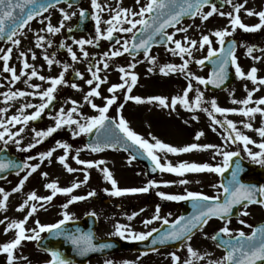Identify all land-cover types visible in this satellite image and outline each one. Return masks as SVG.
Returning a JSON list of instances; mask_svg holds the SVG:
<instances>
[{
	"label": "snow or ice",
	"instance_id": "6c2138e0",
	"mask_svg": "<svg viewBox=\"0 0 264 264\" xmlns=\"http://www.w3.org/2000/svg\"><path fill=\"white\" fill-rule=\"evenodd\" d=\"M61 2L67 3L69 8L74 6L71 0H0V40L6 39L13 45V47H18L21 44L19 36L24 34V29L29 26L30 22L37 17L43 16L45 12H48ZM139 2L140 0H137V3ZM224 2L232 5L233 11L228 13L219 11L217 5L213 3L212 0H148L147 4L140 8L139 12H134L125 8L115 10L111 19L103 21V23H106L108 27L106 30L102 31L101 13L104 11L105 6L99 3V0H91V8L95 10L91 18L95 21L97 43L100 39L112 41L114 39V34L118 32L132 33L131 44L127 39L123 40V43H121L120 39H116L115 44H118L121 47L119 49L113 48L110 52L104 53L103 68L105 70L109 67V64L107 63L108 59L120 57L125 53H138L141 49L144 52L145 59L150 64L155 65L156 58L150 55V51L152 43L156 40V37L159 36L161 37V40L159 41L160 43L174 44L175 47L169 48L168 51H170L173 55H180L183 59V63L181 65L167 64L161 67V74L167 76L170 73L175 72L185 73L186 77L189 78V84L184 91L183 96L172 98L170 103L168 98L162 96L149 97L145 100L140 96L131 95L133 88L137 84L138 76L134 72H129L127 68L120 67L118 71L122 74L121 80L123 83L114 84L108 89L112 95L110 98H105V105L100 107L93 102L92 98L101 96V92L99 90L100 85L106 83V78H101L99 75L101 71L99 66L90 65L88 71L91 73L92 78L86 80V83L89 85L91 90L86 93L84 99L86 103L90 104L91 107L99 113V115L83 117L82 114L78 112V108L80 106L77 101L72 100L71 104L73 106L70 110L66 112L64 108H61L57 115L50 117L55 121L54 126L48 127L46 130L32 129L34 132L35 142L30 143L26 148L21 147L22 140L17 137L21 136L29 122L40 119L45 110L52 105L53 101L56 99L54 94L57 92L58 87L66 84L65 73L68 71L69 65H62L63 71H61L57 77H45L38 74L35 66L28 63L26 54L21 52L20 58L23 60V66L21 73L18 75L16 68L10 67L9 65L13 48L9 47L6 50L0 49V53H2L0 54V61H3L2 70L4 73L11 74L10 82L19 81L21 79V75H25L28 77V80L25 81V83H28V81L32 78L38 77L39 80L46 81L50 84V86L43 91L26 92L9 90L2 94L5 104L9 101H15L18 98L28 96L36 97L37 95L42 102L39 104L25 103L19 109V114L12 115L6 121L0 119V129H2V131H0V142H3L5 146H7L10 142H13L17 146L18 151L24 152L30 151L32 148L36 147L37 144L41 143L43 139L52 136L64 126H75L72 130V136L74 138L81 134L91 135L93 130H96V141L88 144L86 149H79L76 152L74 159L77 164L83 165L84 169H100L103 174V178L111 184L112 188L111 191L105 189V192L108 195L115 197L147 193L153 188H159L161 185L155 180H151L144 187L122 189L118 187L117 181L113 177V173L107 167L101 168V165H105L106 163L104 160L86 161L80 159L81 151L88 150L96 153L103 151L105 148L111 147L116 149L122 146L125 151L131 150L134 153L131 155L129 163L136 160L138 156L144 155L152 162L153 172L159 171L161 173H172L179 177H184L187 173H215L220 177H223L225 173L229 172L231 169V178L228 180L227 185L223 183L213 185L214 187L222 188L223 192L226 194L223 202H220L221 198L219 195L213 197L203 193L191 191H188L185 195H175L158 191L156 194L162 200L192 201L194 209L193 215L190 217L180 216L174 222L170 223L168 218L161 217L160 209L157 207L154 216L151 219L145 220L144 224L147 226L152 224L154 221L162 220V225H170L168 230L161 232L160 229H152L146 233H136L127 228L126 225L118 223L115 226V232L113 235L126 239L130 238L133 241H147L150 237H153L154 233H160L158 237L152 239L151 242L153 245H163L170 241L188 242L191 241L194 230L202 231L208 224L209 220L216 217L226 221L225 225L219 231L223 236L229 237L228 240L222 241V243L226 245L227 254L219 261H209V264H264V227L254 228L250 235L246 234L244 231H239L235 236H233V232L228 227L232 210L237 205H244L245 209L248 204H259L264 206V187L247 185L242 183L239 179L240 173L242 172V165L240 162L242 159V152L246 153L251 162L264 166V126L254 129L251 122L255 119L257 114L264 117V107H261L264 105V98H260L255 101L253 100L254 92L259 91L260 89L257 87L252 91H248L246 88V98L242 100L233 98L231 103L243 105V107L239 109L220 107L215 99L210 102L211 111L208 108H202L203 93L200 92L199 89H197L194 104L189 101V92L192 91V79H195L201 85L207 86L211 84L215 87H220L227 79L229 64L235 67V74L238 78L249 80L254 85L264 86V78H258V69L256 67H252L248 72H245L240 66L238 58L235 54V41L229 43L227 48H225L226 38L232 36L238 29L248 33L264 29V11L255 12L253 10H247L248 16H257L259 18V23L249 26L242 22L240 16V12L245 8L247 0H244V2L240 4H234L233 0H224ZM205 7H208L210 10L205 12ZM109 11L112 10L109 9ZM60 12L63 19L60 21L59 26H53L49 22L44 29L47 33H60L61 29L64 27V21H67L71 19L72 16L76 15L75 12L69 13L62 8L60 9ZM217 13L222 17L227 16L230 21L229 27H226L223 30H216L212 33V35L217 38V43L220 45L218 50L212 46L213 41L210 39L209 35H203L199 42L185 36L184 40L187 45L185 46L182 44L181 40L174 39L176 33L169 34L167 32L169 27L175 28L176 25L180 24L182 18L185 16L193 19L199 16L202 21H207L210 17ZM79 15L83 19L87 18L89 14L85 10L81 9ZM137 16L140 18L136 19ZM40 22L43 23L44 21L41 20ZM124 24L129 26L124 27ZM138 26L139 32L134 31ZM68 31L71 32L73 29L69 28ZM176 31L187 33L188 28H177ZM44 42L45 37L37 35V47H42ZM74 42L79 46L83 57L88 59L89 53L85 50V45H92L94 43L93 40L80 39ZM48 43L49 46H51V43ZM205 45L208 46L207 56L204 59H199L195 62L199 65H204L206 59L212 60L213 57L216 58L214 61L216 70H214L211 76L207 79L194 76L190 71H188L189 60L184 59L185 54L191 57L193 49L203 50ZM61 47H64V45L61 44ZM255 50L256 49L253 47H248L247 55L254 61L264 59V57L254 56L253 52ZM67 51L70 53L72 61L75 62L79 60L77 53L72 47H68ZM260 51L264 52V49H260ZM32 59H36L34 53L32 55ZM44 59L47 62L49 69H51L54 63H59V61L54 59V56L50 58L47 54L44 56ZM93 67H95V70H93ZM135 67V63L129 65V68L131 69H135ZM28 69H31L30 73L27 71ZM148 71L152 72L153 69L149 68ZM75 75L79 79H84L83 75L79 72H76ZM94 84L95 86L93 87ZM70 86L74 89L80 90L79 85L76 83H72ZM0 87H3V84H0ZM30 87L37 90L40 88L39 85H30ZM125 89L127 93L125 95V103L128 101H135L136 104L158 103L159 106L163 108H171L173 110H175L176 106L179 104L183 105L184 108L190 112H195L197 110L206 112L212 119L213 125H220V127L226 128L227 135L222 136L224 141L223 146L191 143L187 146L175 147L162 142L155 136H152V141L154 142H150L148 139H145L142 135L134 131L123 115L119 116L118 121L107 115L112 105L116 104L117 96L115 93ZM250 104H255L256 106L249 107ZM119 107L122 109L123 105H120ZM29 108L35 109V111L31 114H27L26 110ZM7 111V107L0 109V113H6ZM214 113L220 114L224 117H227L229 114L246 117L247 122H241L243 127L251 131H256L261 138V142H257L248 135L244 134L237 127V123L233 120L225 118L221 121L216 119ZM74 114L81 118H74ZM192 119L197 120L198 117L192 116ZM185 123L188 122L185 121ZM10 125L12 127L22 125V127L13 132L9 127ZM215 130V127H213V131ZM204 135L205 133L203 131L198 132L195 135V140L199 141ZM230 145H241L242 148L241 150H228ZM250 145H253L256 149H258V151H253V148L250 147ZM57 147L65 150V154L59 157V163L64 166L68 173L78 171V169L71 167L67 162L68 155L71 152V146L67 143L57 142ZM209 150H212L211 158L213 160H215L216 157L222 158L219 164L213 165L210 163L184 161L177 165H173L171 161L162 163V157L159 155V153L179 155L193 151L203 152ZM55 151L56 148H53L45 153H42L40 156L41 163L46 159L50 160ZM28 159L31 160L34 159V157H29ZM39 167L40 164L33 165L27 161L23 163H17L15 161H0V173L8 171L9 169H17L20 171L26 170V175H24V177L20 180L19 185L13 189V192H20L23 189L25 182L38 170ZM17 175H19V171H17ZM43 175L47 177L48 174L44 173ZM88 180L89 175L85 174L82 182L73 183L70 187H60L57 182H51L46 184V188L51 190V195L40 197L36 194V192H32L28 195L27 200L17 209L18 211H24L25 208H29L27 215L22 220L11 221L5 228V234L9 231H15L14 239L0 244V254H6L7 264H14L16 259V250L21 246L23 241L39 242L41 240V234L45 232L55 238L63 237L74 246L76 253L81 256L87 255L90 252H99L105 248L112 247L109 243L100 245L95 244L91 233L77 234L76 232L69 230L66 225L73 221L74 217L73 215H70L68 211H64L62 213L63 218L56 223L42 224L39 220H36V226L34 228H26L28 219L38 211L37 204L31 203L29 206V202H40V206L43 207L44 202L50 203L57 194L69 195L73 193L75 189L80 188L81 183L87 184ZM189 182L190 181L188 179L179 180L181 185H187ZM170 183L171 182H164V186H168ZM10 195L11 193L5 191L3 188H0V196H2V199H0V210H7V202ZM94 196H96L95 191L88 192L87 196H71L69 201L63 204L62 207L67 210L70 204L86 200ZM91 215L96 216V213L92 212ZM242 215L247 216L249 213L245 210L242 212ZM128 219H133V216H129ZM4 223L5 221L0 220V224ZM240 223L244 224L246 227L252 228L251 225L245 224L244 220H241ZM212 239L216 240L217 237L213 236ZM48 251L50 252V259L47 264H73V262L66 258L60 251ZM187 251L192 257L204 259V257L199 256L198 252L190 245L188 246ZM171 258L173 264H180L181 257L176 253H172ZM25 259L27 258L25 257ZM105 264H112V261H106ZM184 264H192V262L189 260L185 261Z\"/></svg>",
	"mask_w": 264,
	"mask_h": 264
},
{
	"label": "rangeland",
	"instance_id": "374dc122",
	"mask_svg": "<svg viewBox=\"0 0 264 264\" xmlns=\"http://www.w3.org/2000/svg\"><path fill=\"white\" fill-rule=\"evenodd\" d=\"M148 0H140L137 3V0H99L104 7V11L101 13L102 23L101 29L102 31L106 30L108 25L103 23L108 19H111L112 15H114L115 10L120 8L129 9L134 12H139L140 8L143 5H146ZM85 6L91 11L92 15L94 11L91 8V0H87ZM64 9L65 11L72 13L75 12L76 15L72 16L71 19L64 21V27L61 29L60 33L50 34L47 33L44 29L46 28V24H43L42 27L29 32L27 38L23 40V44H21V52L26 54V58L28 63L34 65L39 75H43L45 77H57L61 71H63L62 65L68 64V71L65 73V85H61L58 87L57 92L54 94L55 97L59 100V104L55 107L52 114L47 115V112L42 114L43 119H47L50 122H47L43 125L46 129L48 127L54 126L55 122L50 117L58 114L61 108H64L67 112L73 106L71 104L72 100L77 101L78 112L82 114L83 117H92L98 116L99 113L91 107L90 104L85 102V95L88 91H90L89 85H87L86 80L91 79V73L88 71L90 67L91 59L94 55L98 56V60L95 63V66H99L101 71L99 75L101 78H106V83L100 85L101 96L94 97L93 102L100 107H103L106 103L105 98H110L112 93L108 91V89L114 84L123 83L121 80V73L118 71L120 67H125L129 70V72H134L138 76V81L136 86L133 88L131 95L140 96L143 99L147 100L149 97L154 96H162L166 97L171 102V99L177 96H183L184 91L186 90L189 84V78L186 77L185 73L175 72L170 73L165 76L161 74L160 68L167 64H176L181 65L183 63V59L180 55H173L169 48L175 47L174 44H169L165 48H155L150 55L156 58V64H150L145 56H139L137 58L128 57L127 53L120 57H115L107 60L109 64L108 69L103 68V60L104 53L110 52L113 48L119 49L121 46L118 44H110L108 40L100 39L98 43L96 42L97 33L95 30V21L93 20L94 31L89 35H76L74 40L70 41L66 35V31L69 28H72L77 20L79 19V11L77 8H67V7H59L54 10L50 14V20L54 23L53 26H59L60 21L63 19L60 9ZM111 9L112 11H109ZM206 12V11H205ZM140 17L137 16L136 19ZM212 17H210L207 21H202L198 16L195 20L186 22L178 26L177 28H188V32H177L176 29L170 30L169 34L176 33L174 39L181 40L182 44L186 45V41L184 37L187 36L193 40H197L198 42L201 40L203 35H209L210 39L213 41L212 46L214 48H218L219 44L217 43V38L212 35L214 32L213 27L211 26ZM56 22V23H55ZM124 27H128L129 25L124 24ZM139 26L137 27V31ZM30 33H39V36L45 37V42L42 47H37V37L30 36ZM114 35H118L120 37L121 43L123 40L127 39L129 42L132 38V33H115ZM80 39H90L93 40L92 45H85V50L89 53V58L85 59L80 52L79 46L75 44L74 41ZM51 46H49V43ZM62 44L66 47H72L73 50L77 53L79 57L78 61H72L71 55L68 53L59 52V45ZM96 46H100L98 50ZM198 49V45H197ZM192 50V56L189 57L185 54L184 59L189 60V68L194 76L207 78V71L203 70L201 65L197 64L195 61L199 59H204L207 56L208 46L205 45L203 50ZM53 55V53H55ZM33 53L36 56V59H32ZM48 55L50 58L54 56L56 61L59 63H54L49 69L47 62L44 59L45 55ZM132 63L136 64L135 69L129 68V65ZM21 65L23 66V60ZM152 68L153 71L149 72L148 69ZM29 73L31 69L27 70ZM79 72L83 75L84 79H80L75 82L79 85V89H74L70 85V77L73 73ZM25 80H28V77L25 76ZM192 91L189 92V101L190 103L195 102V97L197 94V89L203 93V103L201 105L202 108H208L210 111L211 100L215 99L217 104L220 107L228 108V99L229 93L214 95L209 91L205 90L203 85L199 84L195 79L191 80ZM30 85H39V90L30 87ZM50 86L46 81L39 80L38 77L32 78L26 84V88L24 91L26 92H37L46 90ZM95 84L93 85V87ZM126 89L120 90L115 93L117 96L116 104H113L109 109L108 116L113 117L116 121H118L119 116L123 115V117L129 122L130 127L136 131L138 134L142 135L145 139L148 137H159L157 139L170 144L175 147H183L187 146L191 143L198 144H214L223 146L224 141L222 136L227 135L226 128L220 127V125H213L212 119L208 116V114L202 110H197L195 112H190L184 108L183 105H177L175 110L171 108H163L159 106L158 103H143L136 104L135 101H128L125 103V95ZM28 103L39 104L42 101L39 99L38 95L36 97L28 96ZM123 105L121 109L119 106ZM35 109H27V114H31ZM216 119L223 121L225 118L231 119L237 123V127L249 137H253L256 134V131H251L243 127V122H247V118L236 115V117L230 118L229 115L227 117L221 116L220 114L214 113ZM192 116H197V120H193ZM74 118L80 119L74 114ZM187 121L188 123H185ZM83 122V121H82ZM253 124V128H259L264 126V117H261L259 114L255 117L254 120L251 121ZM213 127H215V131H213ZM75 126H64L60 128L57 132H55L52 136L43 139V141L36 145L37 152H29L31 157L32 154L34 159L28 160V163L33 165L40 164L38 170L33 173L31 177L25 182L24 188L26 190V196L32 192H36V194L40 197H46L51 195V190L46 188V184L51 182H57L60 187H70L73 183L82 182L85 176V173H89L91 176L87 182V184L81 183V187L76 190L77 196H84L88 194L90 191H95L96 194L104 195L106 198L110 199L113 202V206H107L105 204L92 206V210H96L100 217V226H101V236H109L113 235L115 232V226L119 224L126 225L127 228L136 233H146L155 227H157L162 220L154 221L152 224L145 226L144 221L147 219H151L155 212L156 208L159 207L160 215L162 218H168L169 221L173 220L174 217L178 214L176 212H171L172 207L167 206V204H162L160 200H162L156 193L158 191L168 193L166 190H161L158 188H153L151 191L147 193H139L133 195H125L120 197L110 196L105 192V189L109 191L112 190L111 184L103 178V174L100 169L92 168V169H84L83 165H79L75 162V154L79 149L85 148V138L88 134H81L77 137L72 136V130ZM32 127H29L22 140L23 147H27L30 143H34V132L32 131ZM40 128H38L39 130ZM203 131L205 135L201 137L199 141L195 140V135L198 132ZM221 136V137H220ZM150 142L152 139H148ZM254 140V139H253ZM57 142L67 143L71 146V152L68 155V164L78 169V171L74 173H68L64 166L59 163V157L65 154V150L57 147ZM242 148L241 145H230L228 150H235V148ZM250 147L256 149L253 145ZM53 148H56V151L53 153V156L50 160L46 159L42 163L40 161V156L42 153H45ZM258 150V149H257ZM162 157V161L165 163L171 161L173 165L179 164L183 160L188 162H197V163H210L213 165L219 164L222 160L221 157H216L215 160L211 158L212 150L209 151H193L186 154H165L159 153ZM246 155V153H245ZM247 160L250 159L245 156ZM80 159L86 161H99L104 160L105 165H101L102 167H107L112 173L114 179L117 181L118 187L120 188H133V187H144L148 184L146 175L144 172L139 171L136 167V163L133 161L129 163L130 157L118 151H105L98 155H93L88 152V150H84L80 152ZM259 165V164H258ZM85 171V173H84ZM47 173V177L43 174ZM180 179H188L190 182L188 184H202L204 186V193L219 195L217 192L218 187H214L213 185L219 184V176L215 173H187L184 177L179 176H167L163 174L161 177L155 179L158 184L163 185L164 182L171 183H179ZM16 193L14 197V193L12 194V199L9 201L7 206V210L10 212L9 218L6 220L4 227L0 231V244L5 242H9L15 237V231H9L5 234V228L8 223L11 221H19L24 219L27 215L29 208H25L24 211H18L17 209L20 207L19 201L20 199ZM63 196V194H57V198L55 196V200L53 199L50 203L44 202L43 207L40 206V202H29V206L31 203H36L38 207V211L28 219L26 224L27 229L34 228L35 221L39 220L42 224H52L58 221V219L62 216L64 211H68L70 215L73 217H79L87 210L86 205L88 203H75L74 205H69V208L65 210L62 206L63 204L59 203V196ZM25 197H22L24 200ZM71 194L66 195V197L70 198ZM150 199H156L153 202H150ZM166 201V200H165ZM25 202V201H24ZM117 206H120L118 209ZM247 210L249 215L244 216L242 212ZM5 211V210H2ZM61 212L60 214L58 212ZM241 212V217L239 220H234L228 223V227L231 229L233 233L239 231H246L249 227H246L244 224H241L240 221L244 220L245 224L253 226L255 223L259 222L262 219V213L259 208H248L244 209ZM138 214V215H137ZM133 216V219L129 220L128 217ZM225 223H215L211 222L209 225L203 229V231L198 234L193 240L187 243L183 249L176 253L181 257L180 264H184L185 261H191L192 264H209V261H219L224 256L217 250L216 245L212 241L213 234L221 229ZM127 242H131L130 238H123ZM36 241H23L21 246L16 250V259L14 264H47L50 259V255L42 253L38 251L35 247ZM191 246L195 251L198 252L199 256H203L204 259H199V257H192L188 251V246ZM174 253L169 250L160 251L152 256H141V255H132V254H122L115 257H110L104 260H95L92 264H105L106 261H112V264H173L171 254ZM2 254H0V258H2ZM25 257L27 259H25Z\"/></svg>",
	"mask_w": 264,
	"mask_h": 264
},
{
	"label": "flooded vegetation",
	"instance_id": "af4514ba",
	"mask_svg": "<svg viewBox=\"0 0 264 264\" xmlns=\"http://www.w3.org/2000/svg\"><path fill=\"white\" fill-rule=\"evenodd\" d=\"M86 1L87 0H83L82 3L78 7H72V8H77L78 11H80L81 9L87 10L88 8H87V6H85ZM220 1H222V2L219 3V5H221V6H218L219 11H223L225 13L233 11L232 5L225 3L224 0H220ZM243 2H244V0H233L234 4H240ZM61 7L69 8L68 5H63ZM54 10H56V9H52V10L48 11L47 13H45L43 16L37 17L36 19H34L33 21L30 22L29 26L24 29V34L19 36V38L21 40V44H23V40H25V38H27L29 32H32V31L38 29L39 27H42L43 24L47 25L49 22L51 24L54 23V19H53V21L49 19L50 14ZM209 10H210L209 8L204 9V11H209ZM247 10H253L255 12L264 11V0H247L245 8L242 9L240 12L242 22L245 23L246 25L253 26V25L259 23V18L257 16H251V17L248 16ZM41 20H43L44 22L41 23L40 22ZM211 22H212L211 26L213 27L214 31L223 30L224 28L229 27V23H230L229 18L227 16L222 17L218 13L214 14L212 16ZM37 35H39V33H30V36L37 37ZM228 40L236 42L235 54L238 58V62L240 64V66L242 67V69L245 72H248L252 67H256L258 69V73H257L258 78H264V59H260L259 61H254L251 57H249L247 55V48L253 47L254 49H256L253 52L254 56L264 57V52L260 51V49H264V29L257 31V32H251V33L244 32L243 30L238 29L232 36L226 38V41H228ZM21 44L18 47H13V45L9 41L0 40V49L6 50L9 47L13 48L12 57L9 61V65H10V67L16 68L18 75L21 73V70H22V65H21L22 59L20 58ZM219 47H220V45H219ZM219 47L217 48V50L219 49ZM0 54H2V53H0ZM55 54H56V52L53 53V55H55ZM2 65H3V61H0V84H3V87H0V109L7 107L8 111L6 113H0V119H3L6 121L12 115L19 114V109L23 106V104L28 103V98L27 97L18 98L15 101H9L7 104H5L4 103V97L2 94L4 92L9 91V90H11V91H18V90L24 91V89L26 88V84H27V83H25V81H27V80H25V75H21V79L19 81L10 82L11 81V74L10 73H4L2 70ZM231 72H232L233 82H232V85L230 86V88H228L227 90H225L223 92H219V93L215 94V95H221V94L229 93V99H228V108L229 109H233V108L239 109V108L243 107V105L233 104V103H231V101L233 98H235L237 100H242V99L246 98V96H247L246 88L248 91H252V90L256 89L257 87H259L260 90L254 92V95H253L254 101L258 100L260 98H264V86L254 85L249 80L238 78L235 74V67L233 65H231ZM255 106H256L255 104L249 105V107H255ZM261 107H264V105H262ZM26 113H27V110H26ZM229 117L230 118L236 117V114H229ZM47 122H50V121L47 119H43L42 123L39 125H35L34 121L29 122V124L25 127L24 132L21 134L20 137H17V138L22 139L24 137L26 130L29 127L35 128L37 130H38V128H40L39 130H46V128L43 127V125ZM51 122L55 123L53 121H51ZM9 127H10L11 131L15 132L20 127H22V125H16L15 127H12L10 125ZM0 131H2V129H0ZM156 138H159V137H156ZM251 138L257 142H261V138L259 137L257 132ZM148 139H152V137H148ZM21 147H23V146H21ZM4 150H8L10 155L16 156L19 160H21V162H25V161L28 162V160H29L28 158L30 157V155H29L30 151H32V152L36 151L37 152V148H32L30 151L21 152V151L17 150V146L13 142H10L7 146H5L3 144V142H0V153ZM235 150H241V148L240 147L235 148ZM105 151H108V150H105ZM105 151H101V152H105ZM253 151H258V150L253 148ZM101 152H99V153H101ZM120 152L125 154V155H129L126 152H122V151H120ZM99 153H96V154H99ZM184 154H186V153H184ZM242 154L245 155V153H243V152H242ZM33 155L34 154H32L31 157H33ZM181 162H183V160ZM181 162H179V163H181ZM162 163H165V162L162 161ZM256 165L258 167L260 166V167L264 168V166H261L258 164H256ZM136 167L139 169V171L144 172L146 175L145 167L142 164H140L139 162L136 161ZM163 174L161 173V175H163ZM24 175H26V170H24L23 172H20L19 175H17V173L16 174H10L7 177L0 180V188H3L5 191L11 193L9 200L7 202V206L9 204V201L13 198L12 197L13 193H14V197H15L16 193L19 194L18 196L20 197V199H17V201H19V205L23 204L24 201L27 200L26 190L24 187L20 192H13V189L19 185V182L24 177ZM166 175L172 176L175 174L166 173ZM262 187H264V182L262 184ZM158 189H161L164 191L166 190L168 192L167 194L185 195L188 191L202 193V191L204 190V186L202 184L181 185L180 183H170L168 186H164V184H163ZM25 196H26V198L24 200H22V197H25ZM71 196H77L76 190H74V192L71 193ZM84 196H87V194ZM209 196L214 197V195H212V194H210ZM56 198H57V196H56ZM58 198H59L60 204H65L69 201V199L71 197L68 198V197H66V195H63V196L60 195ZM0 199H2V196H0ZM154 200L156 201V199H154ZM154 200L150 199L151 202H153ZM160 201L162 202V204H167L168 207L171 206L172 207L171 212H176L178 214L181 213L179 206H178V203L182 202V201H167V200L166 201L160 200ZM86 202L88 203V205H86V206H88L87 210L85 212H83V214L80 215L79 217H75L73 219V221L82 219L84 216L91 214L92 212H97L96 210H92L93 205H95L96 207L98 205H101V204H105L107 206L113 205L112 201H109V199H107L104 195H99V194H96V196L90 197V198L86 199L85 201L84 200L78 201V203H80L82 205H83V203H86ZM75 203H77V202H75ZM75 203H72L70 205H74ZM248 208H250V209L251 208H258V206L253 205V206H250ZM260 210L262 213V219L258 223L264 224V206H260ZM58 213L60 214L61 212L59 211ZM9 215H10V212L8 210H6V211L0 210V220H3L6 222V220L9 218ZM59 220H60V218L58 219V221ZM231 221L232 220H230V222ZM210 222L226 223V222H221L218 220H212ZM4 225H5V223L0 224V226H1L0 229H2L4 227ZM219 230H217V232H215L214 235H216V233L220 232ZM101 231H102V229H101V226L99 224V226L97 228V232L99 235L101 234ZM251 231H252V228L249 230H246L244 232L246 234H250ZM237 233L238 232L233 233V236H235ZM44 235L45 234H43L41 237H43ZM108 237L117 239L116 235H109L106 238H108ZM217 250L221 254L225 255V253L221 249L217 248ZM2 256L3 257L0 258V264H7L6 254H2Z\"/></svg>",
	"mask_w": 264,
	"mask_h": 264
},
{
	"label": "water",
	"instance_id": "95a60500",
	"mask_svg": "<svg viewBox=\"0 0 264 264\" xmlns=\"http://www.w3.org/2000/svg\"><path fill=\"white\" fill-rule=\"evenodd\" d=\"M71 2H73V5H76L80 2V0H71ZM213 3H216L217 0H212ZM63 3V2H61ZM60 3V4H61ZM88 16L87 18H81L79 19L78 24L75 26V28L73 29V31L69 32L68 31V35L70 38H72V33H86L89 34L92 30H93V26L91 25V15L88 12ZM154 15V14H153ZM188 19H192L188 16H185L182 18L183 22L184 20H188ZM179 25V24H178ZM177 26V25H176ZM172 27H169L167 29L170 30ZM139 32V31H138ZM118 39L117 37H114V39L110 42L115 43V40ZM161 40V37H156V40L152 43L151 45V50L154 47H165L168 44H162L159 41ZM228 44L225 45V48H227ZM62 51H64V49H62ZM144 54L143 50L141 49L138 53H133V54H129V56L131 57H136L138 55ZM216 60L215 57H213L212 60H206L204 66L209 67L211 69L210 72V76L212 74V72L214 70H216V65L214 63V61ZM230 64L227 70V79L224 81L223 84H221L220 87H215L214 85H207L206 87L209 88L211 91L213 92H217V91H222L227 89L231 84H232V79L230 78ZM78 77L74 74L71 78V81H77ZM54 102L52 103V105L49 106V110L52 109V107L54 106ZM97 139L96 137V130H93V133L91 135H89V137L86 140V144H90L95 142ZM102 139V137H101ZM111 148V147H109ZM118 149H123V147H119ZM124 150V149H123ZM129 152H131L132 154H134L131 150H129ZM137 160H140L141 162H143L148 171H149V176H157L158 172H153L152 171V166L150 168V161L148 160V158L144 155H140L138 156ZM241 165H242V172L240 173V181L244 184L247 185H254L256 187H261L262 181L263 179L261 178L263 171L261 169H257L255 166L250 165L248 163H246L245 161H243L242 159L240 160ZM6 172H10V169ZM1 176V175H0ZM248 176H259L260 178L256 181H246L245 178ZM231 178V169L229 170V172L225 173V175L223 177H221V182L225 185H227L228 180ZM225 193H224V197H225ZM224 199V198H223ZM222 201L220 202H223ZM244 205H237L236 207L233 208L232 210V215L231 218H238L239 217V210L241 207H243ZM183 214L182 216L185 217H190L193 215L194 209H193V204L189 205H183ZM216 218V217H213ZM97 226V220H96V216H87L85 217V219L81 222H74V223H70L68 225H66V227L71 230L72 232H76L77 234L80 233H84V234H88L91 233L93 235V242L97 245L100 244H104V243H109L112 245L111 248H105L102 251L99 252H90L87 255L81 256L78 253H76L74 246L71 245V243L67 240H65L63 237L61 238H55L53 236H51L50 234H48V236L43 239L42 241H40L38 243V248L40 249H44L46 251L48 250H58L60 251L66 258L70 259L73 263L75 264H88V261L90 258L93 257H105L111 254H116V253H120L123 251H126L127 249L123 248L120 244V242L116 241V240H99L96 235H95V229ZM261 227V226H258ZM256 227V228H258ZM170 228V225H162L160 230L161 232L166 231ZM79 230V231H77ZM197 230H194V232L192 233V235L196 232ZM160 235V233H154L153 237H150L147 241H141V242H136L133 244L132 246V250L135 252H140V253H151L154 252L156 250L159 249H165V248H171L174 250H180L182 244L185 241H170L166 244H156L153 245L152 244V239L158 237ZM216 241L220 242L221 240L217 237ZM221 246L226 250V245L221 243ZM49 252V251H48Z\"/></svg>",
	"mask_w": 264,
	"mask_h": 264
}]
</instances>
